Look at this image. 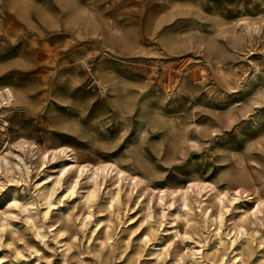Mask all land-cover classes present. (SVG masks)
Segmentation results:
<instances>
[{"label": "rangeland", "instance_id": "rangeland-1", "mask_svg": "<svg viewBox=\"0 0 264 264\" xmlns=\"http://www.w3.org/2000/svg\"><path fill=\"white\" fill-rule=\"evenodd\" d=\"M4 87L0 264H264V0H0ZM62 147L143 181L89 202Z\"/></svg>", "mask_w": 264, "mask_h": 264}, {"label": "bare ground", "instance_id": "bare-ground-1", "mask_svg": "<svg viewBox=\"0 0 264 264\" xmlns=\"http://www.w3.org/2000/svg\"><path fill=\"white\" fill-rule=\"evenodd\" d=\"M173 35H171V36H173ZM177 40H179V39H177ZM175 43H176V41H175ZM95 80H96L97 84L102 86V83H101L100 79L95 78ZM112 80H113V78H112ZM169 91H170V89H169ZM14 99H15V96H14V93L12 92L11 89H9L8 87H4L3 89H1L0 90V109H2L4 106H10L11 103L14 101ZM25 143H26V141L22 142L21 143V145H22L21 147H25ZM33 147H35V146H33ZM37 147L38 146H36V148ZM70 151H71V153H68ZM60 153L65 155L67 157V159L70 160V161L64 162L63 166L60 168L59 174L57 176V183H61L63 178H64V176H66L67 174L73 172L74 178L72 180V183L67 187L66 190L68 192H70V193H74L75 191H78V190H76V188H77V186H79L78 184L80 183V179L84 178L86 180V183H87V188L84 189V191H83L84 192V197L89 202H91V201L94 202L95 198L99 194V191H100V189L102 187H105V188L106 187H109V188L113 187L110 199L113 202H119L121 200V198H122L121 197V192H122V183H123L124 180H128V181L130 180V183L134 184L135 186H137L141 181H143L138 176L130 175L128 172H126L124 169H122L120 166H118L116 163H113V162H109V161L106 162L105 161V162H101V163L99 162L97 164H92L90 162L89 163H84V164L83 163H79L78 156H77L78 153L76 154V152L73 149L66 150L63 147L59 148V149H54L52 151V154L54 156V157L52 156L53 159L56 158ZM45 156L46 155H44L42 157V159L43 158L45 159ZM49 156L50 155H48L46 157L49 158ZM25 166L27 168V171H29L30 168L28 167V165H26V163H25ZM51 176L52 175H48L46 177V182H48L47 179L48 178L50 179ZM112 177H114L115 180L112 181L111 183H109L108 185H106L107 184V179L112 178ZM215 188H216V186L213 183H210V182L208 183V182H205V181H190L186 186L181 187V188H177V189L171 191L170 192L171 195L177 194L178 197L181 198V200H182V206L176 208L175 209V213L174 212L173 213L176 215V217H180V210H183L184 211L183 214H185L187 216V218L186 217L185 218L189 220L188 216L193 211L192 208L189 205V197H188V195H189L190 191L194 192L195 189H196V193L199 196L202 195L203 191H205L204 195H206L207 196L206 199H208V197H209L208 196V192H210L211 190H214ZM160 191L162 192V194H161L159 199H160V202H163L164 201V197L167 195V192H166V190H160ZM235 191H236L235 192V196H234L235 198H233L232 201H236L237 199H239V195L240 194H242V193L245 194L247 192L245 190V188H243V187L241 188L240 186ZM51 194L52 193H50V191L49 192L45 191V192L42 193V195L44 197V200L46 201V204H48V206H50L52 204V202H51V200H52ZM246 195L248 196V193ZM226 196H227L226 192L223 195H220V194L216 195V198H218V201H220L222 203L221 205H224V201H225ZM198 201H199L198 203H200L201 200L199 199ZM232 201L230 200L229 202H232ZM173 205H174V202H172L170 204V206H173ZM260 207H261V203L258 202L257 205H256V208H255V211L260 212ZM200 209H201V211L203 212V214L205 216L208 215L209 206H208L207 202H205L203 205H200ZM46 214H47V212H46ZM219 223H220V227L217 229V234L221 235V225L223 223V214L222 213H219ZM234 241H235V239H232V242H234ZM236 258H238L239 260H242L241 256H237Z\"/></svg>", "mask_w": 264, "mask_h": 264}]
</instances>
